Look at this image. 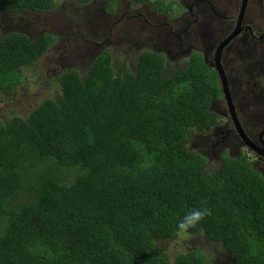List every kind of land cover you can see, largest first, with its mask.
Returning <instances> with one entry per match:
<instances>
[{"label": "trees", "instance_id": "obj_1", "mask_svg": "<svg viewBox=\"0 0 264 264\" xmlns=\"http://www.w3.org/2000/svg\"><path fill=\"white\" fill-rule=\"evenodd\" d=\"M117 1L105 0L106 11ZM131 4L168 13L158 0ZM54 6L0 0L10 13ZM56 40L49 32L0 39V93H12L21 70ZM58 80L57 96L0 122V264H209L196 249L170 260L156 243L199 231L237 264H264V179L250 155L223 153L208 173L205 157L187 149L192 128L216 125L209 104L220 97L200 56L168 70L162 54L142 50L133 70L116 73L106 50L88 76L68 70ZM197 207L211 215L179 232V220Z\"/></svg>", "mask_w": 264, "mask_h": 264}, {"label": "flooded vegetation", "instance_id": "obj_2", "mask_svg": "<svg viewBox=\"0 0 264 264\" xmlns=\"http://www.w3.org/2000/svg\"><path fill=\"white\" fill-rule=\"evenodd\" d=\"M119 1L116 2L113 12L107 11L116 19L113 27L122 17L126 20L138 19L141 28L166 26L162 38L156 41L149 39V43L153 53L164 56L168 70L186 68L195 54L215 73L220 97L211 99L209 110L216 115V125L207 131L193 128L190 146L196 148V141L204 146L208 142L209 146L218 150L219 161L223 153L233 156L246 152L250 155L251 168L256 166L259 173L264 175V156L256 154L244 143L234 119L240 123L250 142L264 152V0H158L161 3L174 2L172 6H163L168 8V13L163 12L165 21L159 24H153L148 19L149 10L141 13L131 9L130 11L128 8L125 11L117 9ZM103 2L105 3V0ZM63 4L65 2L59 8H63ZM85 24L89 28L104 29L107 21L104 20L102 25L87 20ZM63 25L65 31L58 32L59 41L63 39L62 34L82 33L86 30L83 26L74 29L68 22ZM39 33L41 31L35 32ZM73 36L71 34V37ZM88 41L84 40L85 43ZM100 47L101 45L98 50ZM98 50L89 53V60L99 52ZM60 68H63V65H60ZM89 72L90 69L88 74ZM219 72L226 77L232 109L221 91L217 76ZM190 146H187V149L195 151ZM197 151L195 152L198 154L208 156L206 147Z\"/></svg>", "mask_w": 264, "mask_h": 264}, {"label": "rangeland", "instance_id": "obj_3", "mask_svg": "<svg viewBox=\"0 0 264 264\" xmlns=\"http://www.w3.org/2000/svg\"><path fill=\"white\" fill-rule=\"evenodd\" d=\"M63 2H65L63 4L64 7L59 8ZM54 3V9L46 12V14L55 13L54 17L48 16L46 20L38 17L45 15L43 13H10L0 8V39L16 31L25 32V35L30 39H35L46 33L44 31H55L57 42L54 45L58 46L46 51L34 66L21 70V82L15 86L12 93H0V122H5L13 116L26 117L43 98L57 96L60 93L58 78L64 71L76 70L79 76H88V70H91L93 61L106 50L110 53L112 66L116 73L133 70L138 53L142 50L152 51L149 39L155 41L161 39L166 31L165 25L156 27H145L142 25L143 28H141L138 19L131 18L126 20L125 17H122L118 24L113 27L112 24L116 19L112 18L113 14L106 11L103 0H92L86 5L77 3L75 0H54ZM162 4L163 6H172L174 2L164 1ZM127 8L141 13L149 10L148 19L153 24L165 21L164 13L158 10L157 7H149L144 4L131 5L130 0H120L117 9L125 11ZM48 19L49 21L47 22ZM87 20L101 23L102 25L105 20L107 24H104V29L101 27L89 28L85 24ZM67 22L74 29L83 26L86 30L82 33L64 35L63 39L59 41V33L65 31L63 24ZM23 23H28V27H21L20 24ZM37 31L42 32L35 34ZM71 34L74 36L71 37ZM85 39L89 40L88 43L84 42ZM99 45L101 47L98 50ZM97 50L99 52L89 60V53ZM87 61L88 63H86ZM60 64H63V68L59 69ZM54 70L58 71L55 72ZM190 134L191 137L187 146H190V140H192L194 132L191 130ZM205 137L202 136V138ZM206 144L204 146L196 141L194 143L196 148L190 147L196 152L202 147L207 148L208 156L204 155L206 159L204 171L212 173L217 170L222 157L219 161L218 150L209 146L208 142ZM262 165L264 166V162H262ZM252 169L259 173V169L256 166H253ZM261 177L264 179L263 175ZM175 242L156 240L157 246L168 248L170 260H173L179 252L196 249L204 252L209 264H233L230 261L232 257L226 252L222 244L210 238L208 239L203 231H199V233L187 238L186 236H180Z\"/></svg>", "mask_w": 264, "mask_h": 264}, {"label": "water", "instance_id": "obj_4", "mask_svg": "<svg viewBox=\"0 0 264 264\" xmlns=\"http://www.w3.org/2000/svg\"><path fill=\"white\" fill-rule=\"evenodd\" d=\"M24 12H27V13H29V12H32V10H27V11H24ZM24 12H22V13H24ZM34 13H43V14H45V15H43V16H38V17H40V18H42V19H44V20H46L47 19V17L49 16H52V17H54L53 15L55 14V13H49V14H46V12H35V11H33ZM49 21V19L47 20V22ZM46 22V23H47ZM56 24H58V22H55ZM21 25V27H24V28H27L28 27V23H23V24H20ZM16 32H19V33H22V34H26L25 32H23V31H16ZM42 32V31H41ZM44 32H49V33H51V34H55V31H44ZM63 35V37H64V35H66V34H62ZM56 45H54V46H52V47H55ZM52 47H50V48H52ZM49 48V49H50ZM56 48V47H55ZM48 51V50H47ZM60 65H63V64H60ZM60 67V66H59ZM59 70V69H58ZM58 70H55V72H57ZM66 71H68V70H66ZM66 71H64V72H66ZM218 76V80H219V83H220V87H221V91H222V93H223V95H224V98H225V100H226V102L228 103V105H229V107H230V109H232V106H231V103H230V91H229V89H228V83H227V81H226V77H225V75L223 74V73H221V72H219V75H217ZM235 119V121H236V123H235V126H236V128H237V130H238V132H239V134H240V136H241V138L243 139V141H244V143L246 144V145H248L250 148H251V150H253L256 154H259V155H263L264 156V152H263V150L261 149V148H259L258 146H256V145H254L252 142H250V140L247 138V136L245 135V133L243 132V130H242V128H241V126H240V123H238L237 122V120H236V118H234ZM263 175V174H262ZM263 177H264V175H263ZM233 264H236V261L232 258L231 260H230Z\"/></svg>", "mask_w": 264, "mask_h": 264}, {"label": "clouds", "instance_id": "obj_5", "mask_svg": "<svg viewBox=\"0 0 264 264\" xmlns=\"http://www.w3.org/2000/svg\"><path fill=\"white\" fill-rule=\"evenodd\" d=\"M209 215H211V210L207 207H197L189 210L179 220L178 231L187 233L189 229L196 227Z\"/></svg>", "mask_w": 264, "mask_h": 264}]
</instances>
